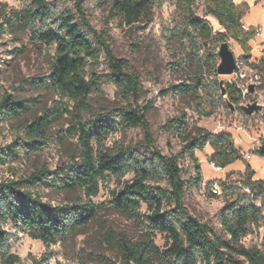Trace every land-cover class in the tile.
Masks as SVG:
<instances>
[{
  "label": "trees",
  "instance_id": "obj_1",
  "mask_svg": "<svg viewBox=\"0 0 264 264\" xmlns=\"http://www.w3.org/2000/svg\"><path fill=\"white\" fill-rule=\"evenodd\" d=\"M205 1L207 14L201 18L194 10V0H177L175 36L193 41L192 30L206 39L213 37L210 17L223 30L215 35V39L222 43L232 39L250 60L251 42L256 39V33L253 28L249 31L243 29V19L250 12V6L237 5L234 0ZM74 2L76 12L68 10L62 13L57 19L56 29L46 28L35 35L40 43L55 46L50 74L37 85L42 89H54L70 103L60 100L43 115L26 122V139L23 142L0 147V166L17 162L21 152L30 155L42 151L53 123L65 115L70 117L67 136L77 139L79 154L72 158L71 163L56 171L42 167L24 177L0 180V264L22 263L19 255L5 250L9 241L5 229L7 224H12L46 246L56 245L76 235L104 210V205L97 204L94 199L99 196L102 183L108 177L120 183L110 192L107 203L116 212L146 224L149 231L143 243L121 240V260L105 259L103 264H264V253L259 248H247L241 243L254 229H264V181L256 179V172L236 148L231 134H215L202 127H197L193 134L186 121L187 116L183 114L181 119L167 124V127L185 136L181 153L168 156L155 146L147 118L152 103L144 108L117 105L107 114L86 118L104 79L114 85L123 102L133 99L137 103L143 90L140 76L129 71L128 62L115 55L106 35L92 26L82 0ZM111 3L112 14L123 25L132 27L147 24L155 7H161L164 0H112ZM53 18V8L47 0H32L15 20L6 18L5 22L13 28L16 21L20 27L27 29L37 21ZM102 55H105L109 69L104 77L89 70L100 63ZM204 56L209 73L216 76L218 54L206 51ZM213 84L208 86L184 81L162 90L161 96H192L204 108L199 111L201 116L213 115L221 104L228 101L240 104V99H235V95L241 96L236 87L227 85L223 89L216 80ZM224 90L227 99L222 96ZM28 103V100L18 101L12 95H5L0 101V119H16L28 113L31 110ZM211 103L213 109L205 112ZM133 128L143 129L149 159L137 158L131 146L118 151L107 146L113 135ZM60 139L64 140L65 136ZM209 145L214 149L211 158L218 166L227 168L245 160V172L240 173L239 181L221 183L225 198L222 226L228 239L217 235L209 224L193 216L185 204L187 182L183 178L180 158L182 155L190 157L195 166L196 183H201L203 177L196 152L204 151ZM129 174L134 177L122 181ZM233 175L230 172L229 178ZM162 176L167 179L169 188L151 183ZM49 179L61 190L83 192L85 201L73 207L45 202L33 189ZM167 205L171 207L167 209ZM144 206L146 211H143ZM156 232L166 236L165 249L155 244L153 237ZM53 256L47 251L39 260L33 259V264H47Z\"/></svg>",
  "mask_w": 264,
  "mask_h": 264
},
{
  "label": "rangeland",
  "instance_id": "obj_2",
  "mask_svg": "<svg viewBox=\"0 0 264 264\" xmlns=\"http://www.w3.org/2000/svg\"><path fill=\"white\" fill-rule=\"evenodd\" d=\"M47 1L53 8V20L37 21L25 29L16 21L13 28H10L5 19L15 20L19 12L32 0H0V101L8 94L18 101L28 100L31 107L28 113L19 118L0 119V147L13 142H23L26 139L24 130L26 122L43 115L56 102L62 100L70 103L67 99H62L54 89H42L37 85L50 74L51 57L55 54V46L49 47L40 43L35 38L36 33L46 28L56 29L57 19L65 11L76 12L74 0ZM111 1L82 0L92 26L106 35L115 55L128 62L129 71L140 76L143 92L137 103L133 99L128 103L123 102L117 95L114 85L104 79L100 93L94 97L92 109L86 114V118L94 114H107L117 105L126 108L138 105L144 108L152 103L147 118L155 146L164 155L181 153L185 136H181L174 128L167 127V124L172 120L181 119L183 114H186V121L193 134L196 133L197 127L205 128L215 134L229 133L234 141L246 150L244 154L252 153L253 163L261 161V157L264 158L261 152L264 149V110L248 116L241 106L259 101L260 96L263 97L261 104L264 105V38H256L251 42L250 60H247L243 49L229 39L228 42L237 59V70L230 76L218 74L215 76L209 73L204 54L206 51L218 54L222 44L215 39V35L223 31L216 20L210 18V24L214 28L213 37L206 39L191 30L193 41H190L188 38H180L174 34L177 0H164L161 7H155L153 17L147 24H137L132 27L123 25L112 14ZM194 10L199 17L204 18L207 14L206 1L194 0ZM254 17L257 16L254 14ZM219 62L218 57V64ZM89 70L103 77L106 76L109 69L105 55L101 56L97 66L90 67ZM215 80L222 84L223 89H226L227 85L236 87L241 96L237 94L235 99H240V104L228 101L226 104H221L213 115L201 116L199 111L204 108L197 104L194 97L161 96L162 90L184 81L210 86L214 85ZM251 85H256L253 93L248 90ZM222 96L227 99V95L223 92ZM212 109L213 103L209 104L205 112ZM69 125L68 115L55 121L48 133V141L44 149L30 155L21 152L17 162L0 166V180L24 177L42 167L56 171L64 164L71 163L72 158L79 154V146L76 138L67 136ZM61 136H65V139H60ZM107 146L115 151L131 146L135 149L137 158H150L142 128H133L113 135ZM213 152L214 149L210 145L204 151L196 152L203 177L201 183H196L193 161L187 155L181 156L180 166L183 178L187 182L185 204L193 216L209 224L217 235L228 239L229 236L222 226L225 198L222 196L221 183L239 181L241 172L237 168L231 170L229 167L223 172L216 171L213 167L216 162L211 158ZM244 161H238V164L244 165ZM230 172L234 173L231 178H229ZM133 177V174H129L122 181ZM119 183L112 177H108L102 183L101 192L94 201L104 205L105 208L91 224L76 235L69 236L56 245L46 246L40 241L33 240L12 224H7L5 229L9 234V241L5 250L19 255L22 259L21 264H33V259L39 260L47 251L54 254L47 264L58 262L103 264L105 259L119 262L120 241L125 239L134 244L143 243L149 231L146 224L116 212L107 203L110 192L116 189ZM151 183L169 188L164 176ZM215 186H219V194L213 193ZM33 191L45 202L54 205L73 207L85 201L83 192L61 190L55 187L50 179ZM170 207L166 206L167 209ZM146 210L144 206L143 211ZM153 238L160 249H165L164 234L156 232ZM241 243L247 248L257 247L264 253V229H254L251 235L241 240Z\"/></svg>",
  "mask_w": 264,
  "mask_h": 264
},
{
  "label": "crops",
  "instance_id": "obj_3",
  "mask_svg": "<svg viewBox=\"0 0 264 264\" xmlns=\"http://www.w3.org/2000/svg\"><path fill=\"white\" fill-rule=\"evenodd\" d=\"M237 5L241 4H247L250 6L251 10L250 13L243 19V24H245L248 27L255 28L261 25H264V0H234ZM255 16L257 17H254ZM235 142V141H234ZM235 146L238 150H240L243 154L246 151L242 146L238 145L237 142H235ZM250 153V152H249ZM248 153L244 154L245 156ZM252 154V153H251ZM253 158L250 161H246L251 165V167L256 172V179L263 180L264 181V158L261 157V161H258L257 163H253ZM231 170H234L237 168L240 172H244L245 170V164L239 165L238 162H235L231 166H229Z\"/></svg>",
  "mask_w": 264,
  "mask_h": 264
},
{
  "label": "water",
  "instance_id": "obj_4",
  "mask_svg": "<svg viewBox=\"0 0 264 264\" xmlns=\"http://www.w3.org/2000/svg\"><path fill=\"white\" fill-rule=\"evenodd\" d=\"M208 19L210 21V17ZM218 57L220 59V62L217 66L218 75H224V76L233 75L237 70V59L228 41L223 42L221 44L218 51ZM255 87L256 85H251L248 89L249 92L253 93L255 91ZM241 109L245 112L246 115L250 116L253 115L254 113L262 112L264 110V105L261 104L259 101H255L253 103L242 105ZM262 151L264 153L263 149Z\"/></svg>",
  "mask_w": 264,
  "mask_h": 264
},
{
  "label": "built area",
  "instance_id": "obj_5",
  "mask_svg": "<svg viewBox=\"0 0 264 264\" xmlns=\"http://www.w3.org/2000/svg\"><path fill=\"white\" fill-rule=\"evenodd\" d=\"M243 29L245 31H249L251 29V27H248L246 26L245 24H243ZM255 33H256V38H264V25H261V26H258V27H255L253 28ZM256 85H258V82L256 81ZM259 102L262 103L263 102V97L260 96L259 98ZM252 154L251 153H248L246 156H245V159L247 161H250L252 159ZM213 167L216 171L218 172H223L225 170V168L221 167V166H218L216 164H213ZM219 186H215V188L213 189V193L214 194H219Z\"/></svg>",
  "mask_w": 264,
  "mask_h": 264
}]
</instances>
